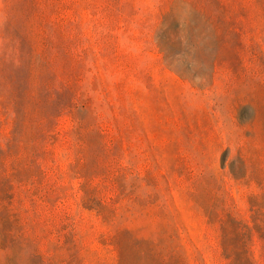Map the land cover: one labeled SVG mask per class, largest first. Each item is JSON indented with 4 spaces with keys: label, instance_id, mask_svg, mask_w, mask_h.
<instances>
[{
    "label": "rangeland",
    "instance_id": "374dc122",
    "mask_svg": "<svg viewBox=\"0 0 264 264\" xmlns=\"http://www.w3.org/2000/svg\"><path fill=\"white\" fill-rule=\"evenodd\" d=\"M0 264H264V0H0Z\"/></svg>",
    "mask_w": 264,
    "mask_h": 264
}]
</instances>
